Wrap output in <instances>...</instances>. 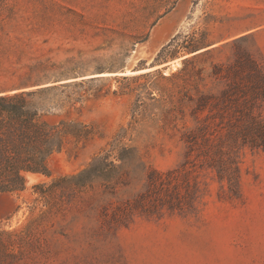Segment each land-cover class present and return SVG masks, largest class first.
I'll return each mask as SVG.
<instances>
[{
    "label": "rangeland",
    "instance_id": "rangeland-1",
    "mask_svg": "<svg viewBox=\"0 0 264 264\" xmlns=\"http://www.w3.org/2000/svg\"><path fill=\"white\" fill-rule=\"evenodd\" d=\"M243 53L264 67V0H0V85L77 133L0 193V264H264V152L221 98Z\"/></svg>",
    "mask_w": 264,
    "mask_h": 264
},
{
    "label": "trees",
    "instance_id": "trees-1",
    "mask_svg": "<svg viewBox=\"0 0 264 264\" xmlns=\"http://www.w3.org/2000/svg\"><path fill=\"white\" fill-rule=\"evenodd\" d=\"M228 74L231 82L221 94L222 100L234 102L228 135L236 145L264 152V119L260 111L264 106V67L243 53ZM29 81L0 85V193L23 191L28 173L49 176L47 159L62 150L67 136L77 137L74 124L50 125L44 119L51 106L41 96L50 89L25 91ZM202 102L200 99L197 110L204 105ZM191 135L194 139L195 135L204 137L205 126ZM216 171L221 181L226 179L230 193L236 194L240 188L238 168L218 166ZM149 184H154L153 178H149ZM41 187L39 184L34 189Z\"/></svg>",
    "mask_w": 264,
    "mask_h": 264
},
{
    "label": "bare ground",
    "instance_id": "bare-ground-1",
    "mask_svg": "<svg viewBox=\"0 0 264 264\" xmlns=\"http://www.w3.org/2000/svg\"><path fill=\"white\" fill-rule=\"evenodd\" d=\"M176 65H178V61H176ZM173 68H174L173 66L170 67V69H173ZM25 177L27 180L26 184H31L38 178L36 175L30 174V173L26 174Z\"/></svg>",
    "mask_w": 264,
    "mask_h": 264
},
{
    "label": "water",
    "instance_id": "water-1",
    "mask_svg": "<svg viewBox=\"0 0 264 264\" xmlns=\"http://www.w3.org/2000/svg\"><path fill=\"white\" fill-rule=\"evenodd\" d=\"M166 39H164V41H165Z\"/></svg>",
    "mask_w": 264,
    "mask_h": 264
}]
</instances>
